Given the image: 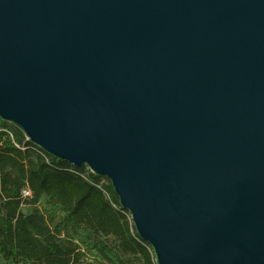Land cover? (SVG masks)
<instances>
[{
    "label": "water",
    "instance_id": "obj_1",
    "mask_svg": "<svg viewBox=\"0 0 264 264\" xmlns=\"http://www.w3.org/2000/svg\"><path fill=\"white\" fill-rule=\"evenodd\" d=\"M0 118L158 264H264V0H0Z\"/></svg>",
    "mask_w": 264,
    "mask_h": 264
},
{
    "label": "trees",
    "instance_id": "obj_2",
    "mask_svg": "<svg viewBox=\"0 0 264 264\" xmlns=\"http://www.w3.org/2000/svg\"><path fill=\"white\" fill-rule=\"evenodd\" d=\"M15 128L12 133L0 126V253L5 261L91 264L75 241L78 225L97 236L116 237L125 252L141 253L154 264L153 247L137 233L107 177L52 157ZM24 189L32 196L24 199ZM44 197L48 204L42 207ZM25 205L33 208L31 214L23 212Z\"/></svg>",
    "mask_w": 264,
    "mask_h": 264
},
{
    "label": "rangeland",
    "instance_id": "obj_3",
    "mask_svg": "<svg viewBox=\"0 0 264 264\" xmlns=\"http://www.w3.org/2000/svg\"><path fill=\"white\" fill-rule=\"evenodd\" d=\"M0 126L8 129L12 133L15 131L16 125L4 121L0 118ZM48 204V199L44 197L41 201V206L44 207ZM23 212L26 215L32 213L33 208L29 205L23 207ZM131 218V216H130ZM74 237L76 243L87 254V262L91 264H112L113 263H126V264H148L146 257L141 253H127L120 246V242L116 237L97 236L90 231H87L82 226L74 228ZM154 264H158L154 259V251L149 250ZM0 264H16L14 262H7L3 259L0 253ZM19 264H31L30 262L21 261Z\"/></svg>",
    "mask_w": 264,
    "mask_h": 264
},
{
    "label": "built area",
    "instance_id": "obj_4",
    "mask_svg": "<svg viewBox=\"0 0 264 264\" xmlns=\"http://www.w3.org/2000/svg\"><path fill=\"white\" fill-rule=\"evenodd\" d=\"M22 196H23L24 199L25 198H29V197L32 196V192L29 189H24L23 192H22Z\"/></svg>",
    "mask_w": 264,
    "mask_h": 264
}]
</instances>
